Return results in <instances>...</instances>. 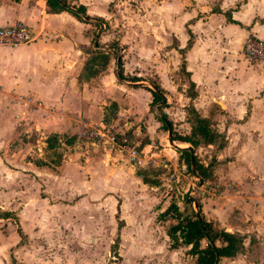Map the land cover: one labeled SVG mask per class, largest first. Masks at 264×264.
<instances>
[{"label":"crops","instance_id":"obj_1","mask_svg":"<svg viewBox=\"0 0 264 264\" xmlns=\"http://www.w3.org/2000/svg\"><path fill=\"white\" fill-rule=\"evenodd\" d=\"M116 1L70 0L83 5L88 16L101 19L102 29L94 41L93 23L99 21L88 17L81 21L69 8L52 11L46 0H0V26L20 21L36 35L25 45H0V168L28 176L37 200L54 207L88 202L93 192L79 187L88 173L92 179L86 184L90 182L92 191L119 199L117 238L122 241L126 199L136 201L144 192L150 199L155 228L162 229L156 214L168 203L164 200L153 209L152 188L142 182L125 154L96 141H84L89 147L83 150L82 140L77 139L81 122L120 132L139 123L144 130L137 143L144 150L161 139L159 121L146 103L150 93L116 78V56L110 48L112 40L116 48L127 46L128 53L119 60L129 72L134 69L129 66L132 62L141 66L143 46L148 45L140 31L151 32L149 41L157 52L159 45L175 43L167 51L166 69L156 66L152 70L168 91L162 110L174 121L173 129L188 133L183 108L188 102L212 130L224 136L220 149L214 144L197 148L214 159L212 179L205 182L213 188L202 192L201 211L217 227L241 239L235 255L220 258L216 264H264V62H249L241 51L248 35L264 40V0H242L228 16L223 0H138L135 8L123 9L114 7ZM126 36L127 41L123 40ZM92 41L109 58L98 74L85 80L81 70ZM178 49H183L182 55ZM180 60L181 77L193 86L191 98L181 93L184 83L181 91L173 84ZM26 95L40 100L41 107L28 109L16 100ZM53 136L54 146L49 148L46 139ZM50 154L56 156L55 161L47 160ZM17 200H8L7 207L30 206L27 200ZM163 237L167 238L165 233ZM157 238L152 248L161 257L164 248Z\"/></svg>","mask_w":264,"mask_h":264},{"label":"rangeland","instance_id":"obj_2","mask_svg":"<svg viewBox=\"0 0 264 264\" xmlns=\"http://www.w3.org/2000/svg\"><path fill=\"white\" fill-rule=\"evenodd\" d=\"M241 1L223 0V8L226 11L236 9ZM137 3L138 0H117L115 3L112 2V4H115V8L120 9L135 8ZM98 21L102 22L101 19ZM97 29L98 25L95 23L92 31L95 33ZM140 33L142 39H146L145 42L148 43L142 49L143 59L141 66L132 62L129 66L134 69L127 72L124 71L120 61L121 72L125 76H138L141 79L139 81L141 83L140 87L143 89H145L144 87L152 89L150 84L156 83L163 94H168V91L161 87V83L152 70L156 66L160 70L166 69L167 51L170 47H174L175 43L172 41L169 46L159 45L157 52L155 46H151L149 41L152 33L142 30ZM123 40L127 41L129 37L126 36ZM110 43L112 45L116 41L112 40ZM125 47L127 46L120 45L118 48L112 49L110 46L112 56L117 57L126 52L128 53ZM157 58H159V61L156 60ZM243 58L246 59L245 56ZM178 72L173 84L177 90H180L183 88L182 84L184 83V91H180L188 96L191 92V87L185 82L186 78L184 80L181 77L183 73L180 71V62ZM134 73H139V75ZM164 85L168 86L169 83L167 84L164 81ZM151 99L152 96L150 95L149 100L146 102L149 112L155 118L159 113L165 114L162 109L166 103L164 106H162L163 104L158 105V102L154 104ZM186 105H188V102ZM111 106L112 104L108 106V112ZM165 115L171 122L173 129L172 122L174 121L168 118L167 114ZM185 121L187 122L186 115ZM136 125L137 127L128 128L125 133L130 141L138 145L143 155L150 156L152 159L146 168H135V173H140V176L146 180L145 184L148 189L149 187L152 188L150 190L152 196L154 195L151 200L154 204L152 206L153 209L160 207L164 200L168 204L170 201H175L180 207V196L184 193L190 195L195 201L200 202L204 189L211 190L213 188L210 182L205 183L207 180H211L212 177L210 178L209 176V179L204 180L198 186L197 180L190 172L187 173L182 170L183 162L178 158L175 149L169 145L167 137H165L166 130L162 128L161 122H159L157 128L162 135L161 139H157L149 150H144L139 142L137 143V140L141 137L140 131H143L144 127L139 123ZM106 128L114 130V128ZM134 128L138 129L137 135L134 134ZM178 131H181V129H178ZM174 132L178 133L176 130ZM80 143L83 150L89 147L84 141ZM197 148L198 146L194 148L193 156L195 155L200 163L206 165L211 157L207 158L208 153H203ZM46 158L50 162L56 160V156L53 154L48 155ZM125 158L128 163L127 155H125ZM90 178L87 173V177L86 175L83 177L79 186L80 190L93 192L89 196L88 202L81 201L75 204L72 201L69 202L71 203L70 206L64 204L54 207L49 206L48 202H39L37 200L34 192L35 188L29 182L28 176L18 175L0 168V214L7 213L9 216L8 219L0 217V264H195L193 258L187 253L188 248L184 250L182 246H179L171 250L168 247L169 241L163 237L168 221L160 222L162 229L156 230L153 221V211H149L151 209L150 199L146 197L148 195L144 192L136 201L130 198L126 199V207L123 208L125 209L124 220L126 225L123 232L124 240H118V229L120 226L118 219L121 216L118 209L119 199L116 195L111 194L108 196L109 193L104 191L99 192L96 189L92 191L93 188L90 187V182L86 184V181H89ZM8 190L15 192H10L9 194ZM84 193L86 194L87 192ZM12 199H18L19 203L27 200L30 206L7 207L8 200L12 201ZM147 206L148 208H146ZM17 227L23 233L21 237L16 232ZM156 238L160 242L161 249H168L169 253H166L164 249H160L163 253L161 254L162 256L158 257L155 255L152 247L156 242ZM225 262L222 261L220 264Z\"/></svg>","mask_w":264,"mask_h":264},{"label":"trees","instance_id":"obj_3","mask_svg":"<svg viewBox=\"0 0 264 264\" xmlns=\"http://www.w3.org/2000/svg\"><path fill=\"white\" fill-rule=\"evenodd\" d=\"M18 1V0H13ZM62 2V5L59 3ZM46 5L52 11L58 10H68L67 8H74L78 10L81 14L86 17L93 19L95 21L100 20L98 17H91L85 13L84 6L81 4H71L70 0H46ZM69 11V10H68ZM77 19L83 21V19L76 13L71 12ZM225 16H228V11L224 12ZM96 22L93 23L95 25ZM189 41L187 46L189 45ZM93 46H98L97 42L93 43L87 51L88 57L85 60L81 76L83 79L87 80L90 77L95 76L100 72L108 62L109 53L102 50L94 48ZM114 49V46L111 45ZM178 52L182 55L183 49H178ZM181 59V58H180ZM116 67L119 71L116 78L121 81L126 82H137L141 81L138 76L129 75L125 76L121 72L120 60L116 62ZM180 71L184 73L183 60H180ZM160 93H162L161 88L156 83H151ZM134 87H140L141 85L134 84ZM191 87V92L188 97L194 96L193 86ZM152 96L151 102L157 103L160 101L159 94L155 93L152 89L144 87ZM163 94V93H162ZM165 104V103H164ZM164 104L162 106H164ZM186 120L189 124V131L186 134L175 133L171 127V122L167 119L164 113H159L156 119L162 123V128L167 130V126L164 122L169 123L172 141L178 143H183L195 148L197 146H205L214 144L216 149L222 148L225 143L224 136L222 133L216 132L209 127V122L207 119L200 117L195 111L193 106L188 103L184 108ZM55 137H48L46 139L47 146L49 148L54 146ZM178 153V158L182 160L184 172H190V161L189 152L186 149L176 150ZM194 167L196 173L202 178V182L211 176V166L214 163L213 157L210 161L203 165L200 163L195 155L193 156ZM140 176V173H137ZM143 183L146 180L141 177ZM181 206L179 207L175 201H170L169 204L156 215V220L160 222L168 221L165 227L164 233L169 241L168 247L170 249L177 248L179 246H187V253L193 258L195 264H212L215 259V254H217L218 259L220 258H231L238 251L241 244V239L234 233L227 232L216 226V223L210 219H206L201 211L200 203L197 202L196 209L193 208L194 199L188 194H181L180 196ZM0 217L8 218L7 213L0 214ZM16 232L21 237L22 231L17 227Z\"/></svg>","mask_w":264,"mask_h":264},{"label":"built area","instance_id":"obj_4","mask_svg":"<svg viewBox=\"0 0 264 264\" xmlns=\"http://www.w3.org/2000/svg\"><path fill=\"white\" fill-rule=\"evenodd\" d=\"M35 37L32 29L20 21L0 26V45H25L32 42ZM242 53L251 62H264V40L252 35L246 36L242 43ZM16 100L28 109L34 110L41 107V101L32 95L20 96ZM77 139L89 143L96 141L108 144L110 148L127 155L130 162L128 163L134 169L146 168L148 163L152 161L150 156L143 155L136 143L128 139L125 131L120 132L101 126H90L81 122L79 123Z\"/></svg>","mask_w":264,"mask_h":264},{"label":"water","instance_id":"obj_5","mask_svg":"<svg viewBox=\"0 0 264 264\" xmlns=\"http://www.w3.org/2000/svg\"><path fill=\"white\" fill-rule=\"evenodd\" d=\"M59 3L62 5V2L59 1ZM72 12L78 14L82 19L84 20H88V18L81 14L78 10L76 9H73V8H69ZM98 24V29L97 31L95 32V35H94V41H96L97 39V36H98V33L101 31L102 29V23L101 22H97ZM119 56L116 57V62L119 61ZM116 75L118 76L119 74V71L118 69L116 68V71H115ZM123 83L125 84H128V85H134V84H137V83H129V82H125V81H122ZM150 87L152 88V90L159 94L160 96V101L158 102V105H162L165 103L166 101V98L164 96V94L160 93L155 87H153L151 84H150ZM165 125L167 126V130H166V133H167V141L169 143V145L174 148L175 150H180V149H186L188 152H189V161H190V174L197 180V185L200 186L202 184V178L196 173L195 171V167H194V161H193V148L189 145L185 146V147H179L178 145H176L173 141H172V138H171V131H170V127H169V123L168 122H164ZM197 207V201L193 202V208L196 209ZM217 259H218V256L217 254H215V259H214V262L212 264H216L217 262Z\"/></svg>","mask_w":264,"mask_h":264},{"label":"bare ground","instance_id":"obj_6","mask_svg":"<svg viewBox=\"0 0 264 264\" xmlns=\"http://www.w3.org/2000/svg\"><path fill=\"white\" fill-rule=\"evenodd\" d=\"M179 147H184L183 145L179 146Z\"/></svg>","mask_w":264,"mask_h":264}]
</instances>
